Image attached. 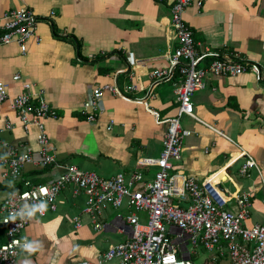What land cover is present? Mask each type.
Masks as SVG:
<instances>
[{
	"label": "crops",
	"instance_id": "obj_1",
	"mask_svg": "<svg viewBox=\"0 0 264 264\" xmlns=\"http://www.w3.org/2000/svg\"><path fill=\"white\" fill-rule=\"evenodd\" d=\"M171 1L0 0V16L9 9L25 8L40 19L38 41L29 40L24 53L15 44L0 46V82L12 97L20 86L11 76L19 73L54 108L57 116L47 118L44 125L59 160L104 177L121 172L128 178L139 171L143 180L153 178L156 165H141L140 160L159 157L165 126L155 122L142 102L161 116L176 111L175 76L155 83L149 78L153 69L167 66L164 55L176 46ZM182 17L201 47L237 53L264 72V0H207L200 8L187 7ZM130 82L138 90L124 93L129 99L104 91L97 102L96 120L87 121L81 114L83 102L96 86L114 84L123 92ZM191 102L199 120L180 118L182 130L191 133L183 137L174 170L197 181H212L226 193H249L245 223L264 224V81H256L248 71L209 75ZM0 117V154L1 143L7 141L37 156L36 128L24 131L8 101L0 104ZM5 121L13 127L4 129ZM245 153L257 169L242 174ZM54 173L51 168L26 165L22 175L45 183ZM9 185L0 167V202ZM83 200L66 188L57 196L54 212L31 219L21 231L28 248L15 264L95 261L106 248L130 235L123 213L111 207L103 211L100 229H92L85 215L75 228L72 216ZM233 203L230 200L228 208L234 209ZM133 212L139 220L146 219L144 212ZM193 255L196 264L227 262L226 251L195 248Z\"/></svg>",
	"mask_w": 264,
	"mask_h": 264
},
{
	"label": "built area",
	"instance_id": "obj_2",
	"mask_svg": "<svg viewBox=\"0 0 264 264\" xmlns=\"http://www.w3.org/2000/svg\"><path fill=\"white\" fill-rule=\"evenodd\" d=\"M205 1H171L170 25L176 46L164 55L167 66L149 73L153 83L175 76L177 102L171 116H161L142 102L155 122L165 126L159 157L140 160L141 165H156L151 180H143L139 171L128 178L121 172L104 177L59 160L44 125L47 118L57 116L54 108L42 98L40 91L33 92L32 84L19 73L11 76L20 86V91L12 97L8 95L6 85L0 82V104L9 102L24 131L36 128L38 144L37 156H34L30 150L19 151L7 141L1 143L4 148L0 154L2 176L12 184L21 182L22 189L8 190L0 202V228H4L5 236V241L0 242V264H15L29 245L21 231L31 219L54 212L57 196L66 188L72 196L84 197L79 213L72 216L75 228L80 226L82 215L88 217L92 229L98 230L102 227L100 219L106 208L118 209L124 205L129 209L123 220L130 228V235L125 240L106 248L95 261L81 260L72 264H105L113 260L117 264H191L190 255L195 248L207 252L226 251L227 262L224 264H264V224L248 226L245 223L251 195L226 193L216 183L197 181L193 176L177 172L173 166L181 156L183 137L191 133L182 130L180 118L187 115L199 120L194 115L191 96L205 87L207 76H233L248 71L256 81H264V72L257 63L234 52L201 47L195 40L182 14L189 6L202 7ZM39 20L30 9L5 11L0 16V46L15 44L24 53L29 40L38 41ZM137 88L132 82L125 85L123 92L114 84L96 86L83 102L81 114L87 121H94L97 102L104 91L129 99L124 93L134 92ZM12 127L11 122L5 121L4 129ZM245 155L239 169L242 174L251 167L257 169L254 159ZM26 165L36 169L51 168L55 173L48 182L35 183L23 177ZM230 200L234 202V209L228 208ZM133 211L144 212L146 219L139 220Z\"/></svg>",
	"mask_w": 264,
	"mask_h": 264
},
{
	"label": "rangeland",
	"instance_id": "obj_3",
	"mask_svg": "<svg viewBox=\"0 0 264 264\" xmlns=\"http://www.w3.org/2000/svg\"><path fill=\"white\" fill-rule=\"evenodd\" d=\"M79 203H80V201H77V204H79ZM79 210H80V208H79ZM79 210L76 213H79ZM128 210L129 209L126 208V206L123 205L120 208L116 209L115 211L118 212V213L121 212V213H123V215H125L126 213H128ZM191 261H192V264H196V258H194L193 251H191Z\"/></svg>",
	"mask_w": 264,
	"mask_h": 264
},
{
	"label": "trees",
	"instance_id": "obj_4",
	"mask_svg": "<svg viewBox=\"0 0 264 264\" xmlns=\"http://www.w3.org/2000/svg\"><path fill=\"white\" fill-rule=\"evenodd\" d=\"M21 186H22V183L21 182L14 183L12 185H9V190H14V189L19 190V189H22ZM2 229H3V233H2ZM3 234H4V228L1 227L0 228V238L2 237V240L0 239L1 240L0 242L5 241V236Z\"/></svg>",
	"mask_w": 264,
	"mask_h": 264
},
{
	"label": "bare ground",
	"instance_id": "obj_5",
	"mask_svg": "<svg viewBox=\"0 0 264 264\" xmlns=\"http://www.w3.org/2000/svg\"><path fill=\"white\" fill-rule=\"evenodd\" d=\"M94 171V170H93ZM30 173V172H29ZM47 182V181H46ZM8 185V184H7ZM139 213V212H138ZM103 251V250H102ZM218 264V263H217Z\"/></svg>",
	"mask_w": 264,
	"mask_h": 264
},
{
	"label": "water",
	"instance_id": "obj_6",
	"mask_svg": "<svg viewBox=\"0 0 264 264\" xmlns=\"http://www.w3.org/2000/svg\"><path fill=\"white\" fill-rule=\"evenodd\" d=\"M220 187V186H219Z\"/></svg>",
	"mask_w": 264,
	"mask_h": 264
}]
</instances>
